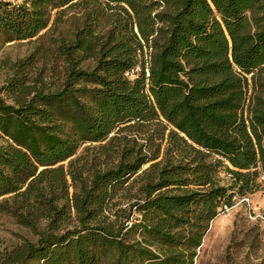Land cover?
<instances>
[{
	"label": "trees",
	"instance_id": "1",
	"mask_svg": "<svg viewBox=\"0 0 264 264\" xmlns=\"http://www.w3.org/2000/svg\"><path fill=\"white\" fill-rule=\"evenodd\" d=\"M76 8L50 80L0 89V215L32 235L0 264H194L264 191V0H0V43Z\"/></svg>",
	"mask_w": 264,
	"mask_h": 264
},
{
	"label": "rangeland",
	"instance_id": "2",
	"mask_svg": "<svg viewBox=\"0 0 264 264\" xmlns=\"http://www.w3.org/2000/svg\"><path fill=\"white\" fill-rule=\"evenodd\" d=\"M9 1L19 3L22 0ZM80 11L79 8L67 11L57 25L31 40L0 43V89L16 76L18 65L28 60L30 68L21 73L29 79L40 75L48 82L52 74L50 67L55 60L46 54L47 40L58 34L67 37L73 28L72 23H78ZM30 81L33 80H28V85ZM0 96L8 104L12 102L4 92H0ZM221 178L224 183L228 179L224 173ZM31 237L13 219L0 215V250ZM194 264H264V191L259 190L246 199L237 200L233 207L225 209L210 223Z\"/></svg>",
	"mask_w": 264,
	"mask_h": 264
}]
</instances>
